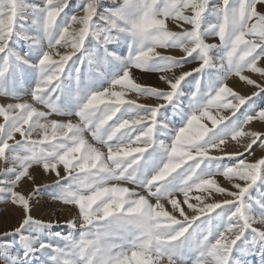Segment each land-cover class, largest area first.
I'll return each instance as SVG.
<instances>
[{"label":"snow or ice","instance_id":"snow-or-ice-1","mask_svg":"<svg viewBox=\"0 0 264 264\" xmlns=\"http://www.w3.org/2000/svg\"><path fill=\"white\" fill-rule=\"evenodd\" d=\"M0 95V204L22 213L0 264H264V0H0ZM34 165L78 209L67 233L17 190Z\"/></svg>","mask_w":264,"mask_h":264},{"label":"rangeland","instance_id":"rangeland-1","mask_svg":"<svg viewBox=\"0 0 264 264\" xmlns=\"http://www.w3.org/2000/svg\"><path fill=\"white\" fill-rule=\"evenodd\" d=\"M28 2H39V0H28ZM78 2V0H71V3L73 5V10L75 4ZM105 4L110 3V0H104ZM71 14V13H70ZM81 14L82 13H78ZM169 29L172 31H179V29L176 25L169 23ZM78 27V26H76ZM185 28H190V26L185 25ZM206 42L209 43H218L217 37H207ZM63 51V50H61ZM165 54H171L175 56L182 55V51L180 49H161ZM197 64L195 62L188 64L186 67L188 69L196 67ZM133 74L135 77L139 78V82L147 84V85H154L159 87H164L163 83L158 80V74L155 73H144L142 74L139 70H133ZM249 78L255 79L258 82H260L261 78L258 74L255 73H246ZM228 85L234 89V91L240 93V94H249L252 91V86L246 85L243 81L239 80L238 77H230L227 81ZM11 86V85H10ZM31 86V79L28 78L26 80H21L18 84L14 85L18 93L22 96L23 100L31 102V97L28 94L29 89ZM99 86V85H97ZM107 86V85H105ZM142 101L148 102V103H154V98H141ZM16 102L14 97L11 96H3L0 95V104H7V103H14ZM40 110L47 111V109L43 105H35ZM226 114V113H221ZM239 115V114H238ZM51 119L56 120H65L68 119V117L61 116L59 114H53ZM74 121L75 117L72 118ZM2 120V118H0ZM253 130H261L264 131V122L254 121L251 126ZM35 138V135H34ZM86 138L89 140L91 139L90 136L86 134ZM17 139H19V136H17ZM95 143L94 141H92ZM246 141L241 140L240 144H237L236 142H230L227 146L228 151H235V150H243L242 145L245 144ZM254 157L260 158L262 154H264V149H260L254 146ZM251 159V158H250ZM0 166H3V162L0 161ZM31 174L34 177L35 183L33 181L25 179L21 182V184L18 186L19 191L23 192L24 194H28L36 185L41 186L40 194L37 198H35L32 201V210L31 215L43 222H52V221H58L61 225V227H58L55 229L56 231H62L67 233L68 229L63 227L64 222L70 220L73 218L77 212L78 209L71 205H64L59 200L52 199L53 189L51 187H44L46 185H52L55 176L53 174H46L42 167L38 165H34L32 169H30ZM218 183L225 187L226 189L232 190L231 185L229 182L223 178L222 176L217 177ZM139 190V189H137ZM226 197L221 196L220 194L216 195V199L220 200ZM22 213L20 210L10 203L8 204H0V233H3L5 231L14 229L19 225V222L21 220ZM256 227H261V225L257 224ZM252 264H254V258H249Z\"/></svg>","mask_w":264,"mask_h":264}]
</instances>
